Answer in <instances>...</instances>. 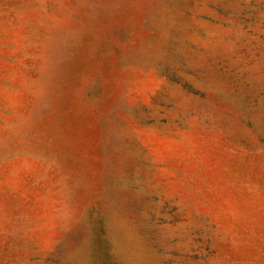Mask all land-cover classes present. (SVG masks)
Instances as JSON below:
<instances>
[{
    "label": "rangeland",
    "instance_id": "1",
    "mask_svg": "<svg viewBox=\"0 0 264 264\" xmlns=\"http://www.w3.org/2000/svg\"><path fill=\"white\" fill-rule=\"evenodd\" d=\"M0 264H264V0H0Z\"/></svg>",
    "mask_w": 264,
    "mask_h": 264
}]
</instances>
